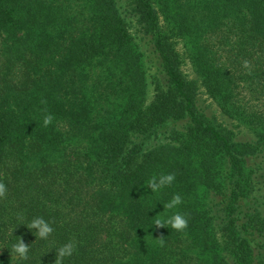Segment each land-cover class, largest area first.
<instances>
[{
    "label": "trees",
    "instance_id": "trees-1",
    "mask_svg": "<svg viewBox=\"0 0 264 264\" xmlns=\"http://www.w3.org/2000/svg\"><path fill=\"white\" fill-rule=\"evenodd\" d=\"M0 184V264H264V0H0Z\"/></svg>",
    "mask_w": 264,
    "mask_h": 264
},
{
    "label": "clouds",
    "instance_id": "clouds-1",
    "mask_svg": "<svg viewBox=\"0 0 264 264\" xmlns=\"http://www.w3.org/2000/svg\"><path fill=\"white\" fill-rule=\"evenodd\" d=\"M54 117L51 114L43 116L42 125L48 127L52 124ZM175 176L173 174H161L159 176L151 177L146 186L151 190L153 194L160 193L163 189L170 187L175 182ZM5 192V186L0 184V196H3ZM165 210H171L182 204V197L179 194H174L172 198L166 203H162ZM165 212V211H164ZM154 224L157 228H169L176 232H183L188 227V221L184 215L174 213L169 216H157L154 220ZM27 228L33 232V234L40 239H48L53 228L50 223L44 220L42 217H36L29 223L25 224ZM74 243H67L57 250L58 258H65L72 255L74 251ZM12 251L17 255L23 257L28 251V246L25 245L22 239L18 243L13 244Z\"/></svg>",
    "mask_w": 264,
    "mask_h": 264
},
{
    "label": "rangeland",
    "instance_id": "rangeland-1",
    "mask_svg": "<svg viewBox=\"0 0 264 264\" xmlns=\"http://www.w3.org/2000/svg\"><path fill=\"white\" fill-rule=\"evenodd\" d=\"M184 60H185V57H184ZM146 66L148 68L150 76L157 75V64H156V61L153 59V57H150V56L147 57ZM183 71L185 72L187 76L191 78L197 77L193 71L191 64L187 60H185L184 62ZM153 95H154V86L151 85L149 89V103L152 101ZM199 99H200V104L203 107H206L208 112L212 114H216L217 116L220 117L222 121H224L227 124H231V121L228 120L227 117H222L216 103L204 92V90H201ZM232 124L237 125L236 122H232ZM240 130L243 131V134L239 135L242 139L243 138L246 139L250 137V133L247 130H245L244 128H241Z\"/></svg>",
    "mask_w": 264,
    "mask_h": 264
}]
</instances>
